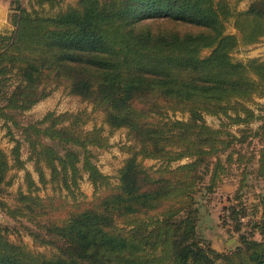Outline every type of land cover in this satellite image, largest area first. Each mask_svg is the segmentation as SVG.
Masks as SVG:
<instances>
[{"label": "trees", "instance_id": "16d2710c", "mask_svg": "<svg viewBox=\"0 0 264 264\" xmlns=\"http://www.w3.org/2000/svg\"><path fill=\"white\" fill-rule=\"evenodd\" d=\"M63 2L11 0L15 29L0 34V120L15 142L10 154L0 146V193L8 172L27 161L39 176L26 170V190L0 208L56 249L33 251L0 224V264H264V238L253 237L264 235V194L229 206L225 218L240 231L234 249L219 251L198 233L200 193L213 194L235 169L236 199L252 175L264 180V104L250 105L264 97V58H232L264 37V0L240 11L231 0ZM230 20L235 33L226 32ZM59 87L103 112L109 131L87 129V109L22 121ZM177 111L188 117L169 114ZM13 128L28 145L26 159ZM121 128L129 155L113 177L96 151L111 148ZM84 179L94 187L90 201ZM38 182L53 193L41 196ZM242 218L250 233L241 232Z\"/></svg>", "mask_w": 264, "mask_h": 264}, {"label": "rangeland", "instance_id": "374dc122", "mask_svg": "<svg viewBox=\"0 0 264 264\" xmlns=\"http://www.w3.org/2000/svg\"><path fill=\"white\" fill-rule=\"evenodd\" d=\"M66 1H69L67 3ZM251 0H231L232 4L238 11L247 8ZM76 0H65L63 2L62 9H65L68 4L75 3ZM59 8L52 11L54 14L58 12ZM226 32L235 33L236 28L234 27V21L230 20L227 24ZM262 57L264 58V37L261 42L256 43L251 46L242 47L235 50L232 53V58L235 61H246L249 58ZM264 104V97H257L253 102L250 103L251 107L258 110L259 106ZM82 109H87L88 112L93 111V107L90 103L84 101L82 98L68 93L64 87H59L55 89L50 96L38 102L31 109L23 112L20 116L24 123L29 121H35L42 119L45 114L49 111H55L56 113L64 112H77ZM174 118H187L188 113H183L177 111L175 114L173 112L169 113ZM207 123L218 128L221 124L220 118L212 115H205ZM258 122L252 124L256 127ZM103 125L106 131H109L108 126L104 123V114L101 111H95L91 113V119L86 124L87 129H92L94 126ZM238 126H230L231 131L235 133L238 132ZM16 138L22 139V157L26 159L29 155L28 145L23 141V137L20 131L13 128ZM127 129L121 128L116 130L110 137V141L113 144L108 150H97V163L99 167L107 174L115 177L117 176V170L121 167L124 160L128 157V153L121 149V146L127 141ZM15 142L11 139L8 133L7 127L4 125L3 121L0 120V146L5 149L9 154L11 153ZM184 159L182 162H185ZM12 162V161H11ZM147 166L157 165V160L147 159L145 160ZM29 170L33 173V176L38 180V172L35 169V164L33 161L26 162V169L19 170L16 167L12 168L7 176V182L9 185H1L3 190L0 193V200H4L7 204H16V194L22 189L26 190L27 185L25 182V173ZM48 172V170H46ZM238 171L233 170V174L226 177L222 185L213 193L201 195L199 194V223H198V233L205 243H209L213 248L219 251H228L234 249L239 245L240 231L235 230V223L229 218L226 219L229 213L228 208L230 205L237 204L238 202H243L244 204H250L253 201H257L260 194H264V180H257L255 176L252 175L249 180V185L245 187L242 191V198L236 199V190L238 189L239 181L238 176L235 175ZM113 181H115L113 179ZM40 189L37 190L41 196H46L47 194H52L53 189L51 184L43 186L38 182ZM81 190L84 193V198L90 201L93 197L94 187L88 179H84L81 182ZM243 225L248 222L249 218H242ZM228 221V222H227ZM0 224L7 225L11 228L9 232V238L16 243H24L31 250L43 253L47 256H53L56 253V249L51 245H40L33 240L25 228V226L32 227L25 220H14L8 217L5 212L0 208ZM34 227V226H33ZM251 228L246 225L243 226L241 232L250 233ZM255 239L261 240L264 235L259 232L253 233Z\"/></svg>", "mask_w": 264, "mask_h": 264}, {"label": "crops", "instance_id": "0c3cea01", "mask_svg": "<svg viewBox=\"0 0 264 264\" xmlns=\"http://www.w3.org/2000/svg\"><path fill=\"white\" fill-rule=\"evenodd\" d=\"M66 2L69 3V1ZM14 12L12 10L11 0H0V34L12 32L15 29L11 18Z\"/></svg>", "mask_w": 264, "mask_h": 264}]
</instances>
